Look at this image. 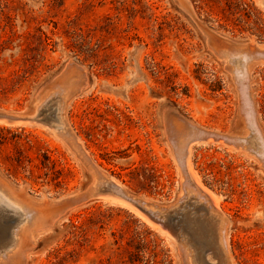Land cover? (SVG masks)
Listing matches in <instances>:
<instances>
[{
	"label": "rangeland",
	"instance_id": "rangeland-1",
	"mask_svg": "<svg viewBox=\"0 0 264 264\" xmlns=\"http://www.w3.org/2000/svg\"><path fill=\"white\" fill-rule=\"evenodd\" d=\"M257 42L264 0H0V192L24 215L12 243L0 209V264H191L196 228L152 213L192 188L196 213L219 197L230 264H264Z\"/></svg>",
	"mask_w": 264,
	"mask_h": 264
},
{
	"label": "bare ground",
	"instance_id": "bare-ground-1",
	"mask_svg": "<svg viewBox=\"0 0 264 264\" xmlns=\"http://www.w3.org/2000/svg\"><path fill=\"white\" fill-rule=\"evenodd\" d=\"M244 43L245 44H242V43L241 44L242 45L248 44V42H244ZM256 45L261 46L260 48L264 50V46H263L264 43H258L257 42ZM60 113H61V107L59 105L58 108L55 107V109L51 110L50 118L55 123H60L61 122ZM36 116L37 115H35V116L32 115L31 117H26L28 119L22 118L21 120H34V119H36ZM1 120H4V119L2 117H0V121ZM17 121H19V120L17 119ZM184 160H186L188 170L190 171V173L192 175H194L193 171H192V165L190 166V163H189V157H185ZM192 180H194V179H192ZM197 180H199V179H197ZM197 180L195 178V183L198 186H200V183ZM108 181L113 184V187L115 189L120 190V185L116 182L115 179H110ZM204 188L202 186V190H204ZM90 191L91 190H89L88 192H90ZM205 191H203V192H205ZM190 192H192L193 194H191ZM88 194L91 195V193H88ZM207 194H209V193H206V195ZM115 195H116V193H115ZM115 195L107 193V195H105V196L109 199L114 200V201H118L120 203L128 205L135 213H137L139 216H141L142 218H144L145 220L150 222L151 226H153L154 228L159 230L161 233H166L169 236H171L168 232L165 231V228L164 229L159 228L157 226V224L154 223L155 220L151 221L152 218L150 220V217H149L150 215L147 216L146 214L141 212V210H139V208H137V206H135V204L133 205L132 202H130L129 200H127L124 197L123 198L121 196L117 197ZM194 195L200 201H202V198L199 197L200 195L197 193L196 189L192 188L190 191H188L186 193V196H187L186 201H184V202L180 201L179 204H177L176 206L164 208L163 212L160 214L152 213L150 211L149 212L152 213L154 216H156L158 219H161L162 221H165V222H168L167 220L173 221V217H175V216H184L186 219H188L189 225L196 228L198 235H199V242L196 245L192 244L193 250L189 249V247L188 248L186 247V249L188 250V252H187L188 257L191 260V264H230L229 259L227 257V254L225 252V245L227 243L226 219H225V217H223V214L220 210V207L218 206L219 197L213 198V205L212 206L207 205V203H206L202 207H200V209H198V213H196L194 210L197 209V207L200 203H198L199 201L196 202V198L193 197ZM123 196H125V195H123ZM208 196H209L208 198H210V199L212 198V197H210V195H208ZM44 197L45 196L42 195L38 198H44ZM62 198H64V196H61L60 198H58L56 200H60ZM127 198H129V197H127ZM130 200L132 201V199H130ZM210 204H212V203H210ZM0 209H4L6 212L8 211V212L12 213V215L14 214L17 216V219L15 217L16 221L14 220L16 225L14 227H12L10 229V232H9V237L13 243L15 241V237H16L14 230L19 226V224H21L24 221L23 212L20 210L19 206L14 201H12V200L10 201L7 198V196H5V194H3L2 192H0ZM143 209L148 211V209H146L145 207H143ZM181 209H183V210L180 211ZM200 211H201V213H200ZM147 214H149V213L147 212ZM2 215H4V214L2 213ZM10 217H11V215H10ZM156 221H158V220L156 219ZM13 224H14V222H13ZM164 224H166V223H164ZM154 225L157 227H155ZM4 226H6V225H4ZM171 231H169V232H171ZM4 236H6V235H4ZM0 237H3V236L1 235ZM183 238L185 239L186 242L188 241V238L186 237V235H183ZM7 239H8V237H7ZM10 245H8L7 248ZM185 246H187V245H185ZM190 247H191V245H190Z\"/></svg>",
	"mask_w": 264,
	"mask_h": 264
},
{
	"label": "trees",
	"instance_id": "trees-1",
	"mask_svg": "<svg viewBox=\"0 0 264 264\" xmlns=\"http://www.w3.org/2000/svg\"><path fill=\"white\" fill-rule=\"evenodd\" d=\"M233 5H234V7L237 9V8H239V7H242V9L243 8H249V6H248V4H245V3H243V2H235V3H233ZM59 171L58 170H51V172H47V173H45V175L46 176H49L50 177V179L52 180V181H54V183L55 184H60V181H59Z\"/></svg>",
	"mask_w": 264,
	"mask_h": 264
},
{
	"label": "water",
	"instance_id": "water-1",
	"mask_svg": "<svg viewBox=\"0 0 264 264\" xmlns=\"http://www.w3.org/2000/svg\"><path fill=\"white\" fill-rule=\"evenodd\" d=\"M110 189H111V186H110ZM106 193H108V194H112V195H115V193H113L112 190H111V191H107Z\"/></svg>",
	"mask_w": 264,
	"mask_h": 264
}]
</instances>
